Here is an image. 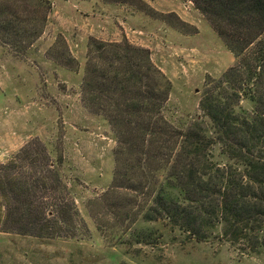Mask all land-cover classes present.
Wrapping results in <instances>:
<instances>
[{"label": "trees", "instance_id": "1", "mask_svg": "<svg viewBox=\"0 0 264 264\" xmlns=\"http://www.w3.org/2000/svg\"><path fill=\"white\" fill-rule=\"evenodd\" d=\"M192 1L234 57L219 76L204 79L200 117L185 126L166 119L170 82L146 48L126 39H90L82 102L115 133L111 189L127 195L121 209L128 223L161 220L196 242L220 237L258 252L264 249V0ZM49 7V0H0V44L25 52ZM21 158L19 150L0 163L3 223L17 230L22 222L35 234L42 225L38 235L61 227L66 203L23 188H44L49 174L53 192L62 184L61 161ZM29 165L39 175L36 169L21 180ZM154 231L134 225L127 233L134 242L151 243L161 236Z\"/></svg>", "mask_w": 264, "mask_h": 264}, {"label": "rangeland", "instance_id": "2", "mask_svg": "<svg viewBox=\"0 0 264 264\" xmlns=\"http://www.w3.org/2000/svg\"><path fill=\"white\" fill-rule=\"evenodd\" d=\"M49 2L43 29L25 52L0 44V163L19 150L21 161H61L62 184L53 192L49 174L44 188H23L61 199L66 222L41 235L42 225L33 228L36 234L22 222L17 230L8 229L14 226L3 223L2 206L0 264H264V249L239 250L220 237L196 242L161 220L128 223L121 209L127 195L111 189L115 133L82 102L90 39H126L146 48L169 80L166 119L185 126L200 117L204 79L219 76L234 57L193 1ZM36 169L29 165L21 180ZM134 225L154 228L161 236L134 242L127 233Z\"/></svg>", "mask_w": 264, "mask_h": 264}]
</instances>
